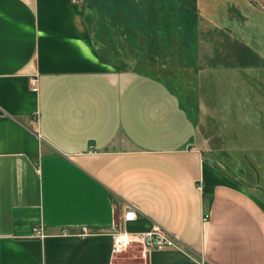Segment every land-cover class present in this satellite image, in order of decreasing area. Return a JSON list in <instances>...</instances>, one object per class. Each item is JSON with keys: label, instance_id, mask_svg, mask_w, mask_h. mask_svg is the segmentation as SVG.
<instances>
[{"label": "crops", "instance_id": "1", "mask_svg": "<svg viewBox=\"0 0 264 264\" xmlns=\"http://www.w3.org/2000/svg\"><path fill=\"white\" fill-rule=\"evenodd\" d=\"M172 66L262 69L264 0H0V264H264V204L204 154L205 85L148 75ZM127 207L179 249L111 260Z\"/></svg>", "mask_w": 264, "mask_h": 264}, {"label": "rangeland", "instance_id": "2", "mask_svg": "<svg viewBox=\"0 0 264 264\" xmlns=\"http://www.w3.org/2000/svg\"><path fill=\"white\" fill-rule=\"evenodd\" d=\"M202 59L204 65L206 58ZM262 69L219 68L213 80L206 73H186L184 66H172L169 72L148 75L160 76L180 96H194V83L205 85L200 94L212 99V110L209 104L203 106L198 133L202 136L206 159H212L239 177L243 186L264 204V67Z\"/></svg>", "mask_w": 264, "mask_h": 264}, {"label": "built area", "instance_id": "3", "mask_svg": "<svg viewBox=\"0 0 264 264\" xmlns=\"http://www.w3.org/2000/svg\"><path fill=\"white\" fill-rule=\"evenodd\" d=\"M79 1V0H71ZM30 90L37 91L36 78H29ZM136 214L133 208L127 207L123 214L116 218L115 228L110 233V249L109 255L111 260L118 258L120 254L129 250L137 249L140 255L154 250H162L166 248L179 249L178 237L167 232L157 226L144 232H127L124 229L126 223L134 221ZM207 219V214H203L202 220ZM205 264V263H200Z\"/></svg>", "mask_w": 264, "mask_h": 264}]
</instances>
